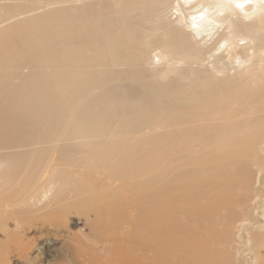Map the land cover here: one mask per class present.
<instances>
[{
  "label": "bare ground",
  "instance_id": "1",
  "mask_svg": "<svg viewBox=\"0 0 264 264\" xmlns=\"http://www.w3.org/2000/svg\"><path fill=\"white\" fill-rule=\"evenodd\" d=\"M217 3L0 0V264L32 229L81 264H264V15Z\"/></svg>",
  "mask_w": 264,
  "mask_h": 264
},
{
  "label": "rangeland",
  "instance_id": "2",
  "mask_svg": "<svg viewBox=\"0 0 264 264\" xmlns=\"http://www.w3.org/2000/svg\"><path fill=\"white\" fill-rule=\"evenodd\" d=\"M120 194H123L121 191ZM127 196L130 195L129 193H126ZM130 197V196H129ZM180 201V198H172L170 203H176L178 204ZM120 204V200L117 202L116 205ZM124 208V206H123ZM122 208V209H123ZM121 209V210H122ZM131 210V209H130ZM125 212V211H124ZM126 212L129 213V210H126ZM184 214V213H182ZM179 214L178 215V223L184 225L186 224L185 217ZM90 220H87L85 218V215H70L68 220V225L71 229L72 233H80V241L81 243L84 241L85 238L90 239L93 238L90 234H92L88 222L90 224H95L97 221V217L94 216L92 213L89 216ZM116 215L114 212L111 211H104L100 217L98 218L99 221V227L102 228L101 231H96L97 234H93V236L99 240L100 237L98 234H103L104 231L107 233L108 229L110 227V222L113 220H116ZM148 220V216L144 215L142 217H137L134 219V215H131L129 213L128 217L124 220H119L124 224L131 225L132 223H145ZM114 223V222H113ZM176 231H170L168 232L169 235H178L183 231V229L179 226H176ZM29 237H33L36 239L35 243L31 246L30 250H28V260L26 261L21 258H12V264H81L80 258L76 256L75 249L70 247L71 242L66 240V235L63 232H54L53 230H43V231H27L26 233ZM31 235V236H30ZM93 238V240L96 242V239ZM92 240V239H91ZM92 240V241H93ZM72 245V244H71ZM84 251L87 253V255H90V249L92 245H82ZM86 255V256H87ZM170 261V262H169ZM175 259L169 260L166 264H182L180 261L176 259L178 262H174ZM172 262V263H171Z\"/></svg>",
  "mask_w": 264,
  "mask_h": 264
},
{
  "label": "clouds",
  "instance_id": "3",
  "mask_svg": "<svg viewBox=\"0 0 264 264\" xmlns=\"http://www.w3.org/2000/svg\"><path fill=\"white\" fill-rule=\"evenodd\" d=\"M233 9L240 12L245 19L256 15H264V0H218L215 8L212 10L216 15H223L226 12H231ZM209 9L204 11L197 17L198 20H206L208 24H213L214 21L210 18ZM195 27V25H193ZM243 43V41H241ZM223 47V45H221Z\"/></svg>",
  "mask_w": 264,
  "mask_h": 264
}]
</instances>
